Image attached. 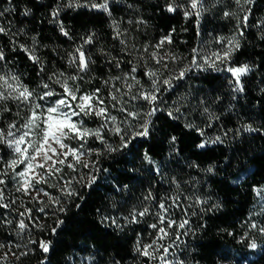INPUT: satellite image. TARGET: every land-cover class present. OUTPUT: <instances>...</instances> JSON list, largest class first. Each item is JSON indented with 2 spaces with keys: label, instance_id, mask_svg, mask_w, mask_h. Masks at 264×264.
I'll return each instance as SVG.
<instances>
[{
  "label": "trees",
  "instance_id": "16d2710c",
  "mask_svg": "<svg viewBox=\"0 0 264 264\" xmlns=\"http://www.w3.org/2000/svg\"><path fill=\"white\" fill-rule=\"evenodd\" d=\"M221 1L192 7L180 0H0V65L31 89L63 90L64 75L90 76L100 86L130 63L123 57L163 36L190 50L202 38L237 34L228 64L249 68L239 85L226 68H191L166 87L170 99L189 86L199 89L213 113L186 120L150 103L143 131L124 144L118 136L111 137L114 147L103 143L92 180L74 184L49 223L28 229L26 236L46 239L48 248L27 264H80L83 258L127 264L147 226L122 218L180 187L203 199L187 217L185 264H264V242L252 249L239 240L256 188L264 184V0L242 8ZM0 102L1 127L26 112L17 100ZM10 158L8 144L0 142V171ZM4 182L10 184V176ZM8 209L0 204L1 241L22 234L21 214L2 219Z\"/></svg>",
  "mask_w": 264,
  "mask_h": 264
},
{
  "label": "rangeland",
  "instance_id": "374dc122",
  "mask_svg": "<svg viewBox=\"0 0 264 264\" xmlns=\"http://www.w3.org/2000/svg\"><path fill=\"white\" fill-rule=\"evenodd\" d=\"M248 1L221 3L242 8ZM180 2L195 7L204 0ZM237 41V34L202 38L198 47L185 50L178 48L170 36H163L156 43L137 46L128 59L123 57L130 63L123 64L100 86L90 76L82 79L64 75L60 81L63 90L47 85L31 89L14 71L0 65V100L14 99L26 108L8 126H0V142L11 149L5 173L0 171V204L9 208L2 219L9 222L12 212L24 217L19 224L20 237L0 240V264H27L30 255L48 248L46 239L26 236L28 229L49 223L74 192V184L92 180L103 143L114 147L118 136L124 144L143 131L150 103L186 120L195 114H212V106L193 86L174 99L164 96L163 91L191 68H226L239 85L249 68L228 64ZM85 59L83 55V65ZM6 175L10 184L4 182ZM256 197L239 233V240L252 249H259L264 242V184L256 188ZM202 200L193 188L189 191L180 187L178 193L152 197L148 207L122 218L126 223L147 226L137 239L136 258L127 264H185L181 253L190 228L187 217ZM80 264L116 263L83 258Z\"/></svg>",
  "mask_w": 264,
  "mask_h": 264
}]
</instances>
